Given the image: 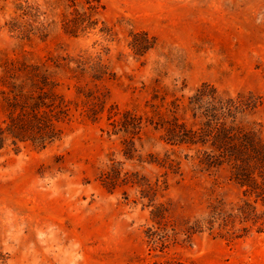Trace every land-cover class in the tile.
Listing matches in <instances>:
<instances>
[{
  "label": "rangeland",
  "instance_id": "rangeland-1",
  "mask_svg": "<svg viewBox=\"0 0 264 264\" xmlns=\"http://www.w3.org/2000/svg\"><path fill=\"white\" fill-rule=\"evenodd\" d=\"M49 1L0 0V100L21 62L45 63L73 112L61 139L46 148L0 150V261L149 264L172 257L190 264H264V233L228 241L204 227L186 238L187 222L207 217L217 201L229 208L241 189L227 166L199 163L203 147L167 143L177 105L181 121L198 127L189 104L205 82L232 95L254 94L261 105L244 121L264 123V0H105L97 27L79 37L64 32L63 8L51 10ZM27 3L47 12L31 20L51 22L47 38L29 40L10 29L26 23L19 5ZM143 32L152 47L138 54L133 44L143 46L144 38L135 35ZM54 61L73 69L54 73ZM105 95L106 109L92 120L89 107ZM111 105L117 118L125 111L141 117L142 129L112 134ZM169 153L180 163L177 172L158 163ZM118 163L123 182L110 189L104 174ZM143 180H166L158 201L169 204L170 220L183 231L165 251L148 243L154 223Z\"/></svg>",
  "mask_w": 264,
  "mask_h": 264
},
{
  "label": "trees",
  "instance_id": "trees-1",
  "mask_svg": "<svg viewBox=\"0 0 264 264\" xmlns=\"http://www.w3.org/2000/svg\"><path fill=\"white\" fill-rule=\"evenodd\" d=\"M49 2L51 10L63 8L61 26L64 32L72 37H79L96 28L99 22L96 15L100 9L105 8V0ZM19 7L26 23L13 24L10 29L19 31L22 38L29 40L33 36L47 38L51 22H43L39 26L33 23L47 12L39 5L29 3L25 6L20 4ZM101 31L107 29L101 28ZM135 36L144 38L143 46L133 44L136 53L143 54L152 47L147 33H137ZM69 62L54 61L56 67L54 73L59 69H73L70 68ZM20 66V69L10 73L11 76L8 75L6 89L2 91L0 112L4 117L0 120V150L11 147L19 151L26 145L44 149L61 139L62 124L70 121L72 117L71 101L57 92L58 83L53 79L54 74L47 69L45 63L21 62ZM96 77L102 78V75ZM257 98L252 93L232 95L205 82L191 96L189 104L193 117L200 119L197 128L189 127L186 122L181 121L179 106H176L167 129V143L172 146L203 147L196 153L199 163L207 169L227 166L231 179L241 189L238 201L229 208L225 202L217 201L210 205L207 217L196 219L193 224L187 222L186 238L204 231V227L211 234L216 232L217 236L228 241H235L253 233H264V123L256 121L253 122V126H249L244 121V116L256 112L261 105ZM94 99L96 101L89 107L88 117L97 120L99 113L106 109L108 99L106 95ZM114 108L111 105L108 109V119H113L112 134L123 133L128 137L131 134L136 135L142 129L141 117L134 112L125 111L117 118L119 112L113 113ZM133 143V139L127 140L125 148L127 158L132 154ZM158 163L171 172H177L180 168L179 161L172 158L171 153ZM121 173L119 163L112 165L104 174L105 185L112 189L120 181L123 182ZM163 189H167L166 180L162 184L157 182L154 185L148 180H143L142 195L148 199L147 206L152 208L151 220L154 223L147 234L148 243L154 251H165L177 244L178 236L183 232L170 220L169 204L158 201L159 193ZM0 264H4V261H0ZM149 264L190 263L168 257Z\"/></svg>",
  "mask_w": 264,
  "mask_h": 264
}]
</instances>
